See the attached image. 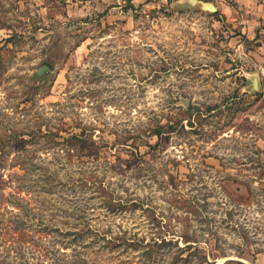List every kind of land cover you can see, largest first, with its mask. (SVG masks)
<instances>
[{
    "label": "rangeland",
    "instance_id": "1",
    "mask_svg": "<svg viewBox=\"0 0 264 264\" xmlns=\"http://www.w3.org/2000/svg\"><path fill=\"white\" fill-rule=\"evenodd\" d=\"M156 0H0V264H264V41Z\"/></svg>",
    "mask_w": 264,
    "mask_h": 264
},
{
    "label": "crops",
    "instance_id": "2",
    "mask_svg": "<svg viewBox=\"0 0 264 264\" xmlns=\"http://www.w3.org/2000/svg\"><path fill=\"white\" fill-rule=\"evenodd\" d=\"M157 5L168 3L176 9H194L218 15L240 27L250 38L264 41V0H156Z\"/></svg>",
    "mask_w": 264,
    "mask_h": 264
}]
</instances>
